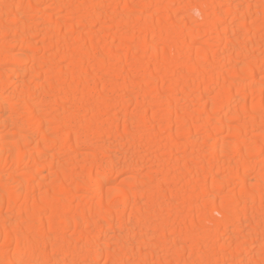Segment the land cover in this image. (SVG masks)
I'll return each mask as SVG.
<instances>
[{
	"label": "bare ground",
	"instance_id": "1",
	"mask_svg": "<svg viewBox=\"0 0 264 264\" xmlns=\"http://www.w3.org/2000/svg\"><path fill=\"white\" fill-rule=\"evenodd\" d=\"M0 128V264H264V0H0Z\"/></svg>",
	"mask_w": 264,
	"mask_h": 264
},
{
	"label": "rangeland",
	"instance_id": "2",
	"mask_svg": "<svg viewBox=\"0 0 264 264\" xmlns=\"http://www.w3.org/2000/svg\"><path fill=\"white\" fill-rule=\"evenodd\" d=\"M196 14H197V12L195 13V15H196ZM198 21H201V19H199ZM204 38H205V37H202V38H200V39L203 40ZM64 64H65V62H63V65H64ZM28 65H29L30 67H33V66H31V65H35V62H34V64H32V62L29 61L27 64L25 63V64L21 65V68H22V69H23V68H24V69H29L30 67H29ZM27 72H28V70H27ZM16 73L18 74V72H13L12 75H11L12 77L9 76V78H10V80H11V83H13V84L10 85V86L8 85V87H6L7 90H6V89L3 90V94H4L5 96H6L7 94L10 95L12 92H14V89L16 90V88H17V86H18V85H16V83H17L16 81H19L17 84L20 85L21 82H22L23 80L26 82V78H28V77L30 78L29 73H24V75H23V74H20V73H19L20 75H19V74L17 75ZM255 73H257V72H255ZM16 75H17V76H16ZM21 75H22V76H21ZM15 76H16V77H15ZM20 76H21V78H20ZM14 79H15V80H14ZM21 79H22V81H21ZM38 79H39V80H38ZM38 79H37V80H34V79H33V82L39 84V82H42V81L44 80L43 77H41V81H40V77H39ZM42 79H43V80H42ZM12 80H13V81H12ZM29 80H30V81H29ZM27 81H29L30 84L32 83V79H27ZM100 82L102 83L103 80L100 79ZM26 83H27V82H26ZM26 83H25V84H26ZM101 83L97 82V85H96V86L98 87V85H99V87H101V85H102ZM100 84H101V85H100ZM13 85H14V87H13ZM31 85H34V84L32 83ZM38 86H39V85H38ZM12 87H13V88H12ZM15 87H16V88H15ZM11 89H13V90H11ZM10 92H11V93H10ZM32 108H33V109H32ZM32 108H30L29 111H30L31 109H32L31 111H35L36 106H35V107L33 106ZM4 111H5V110H4ZM15 114H17V113H15ZM0 130H1V128H0ZM1 132H2V130H1ZM1 132H0V134H1ZM14 138H15V139L18 138V134H14V135H13V139H14ZM31 145H32V144H31ZM122 178H123V179H122ZM121 179H122V180H121ZM125 182H126V180H125ZM125 182H124V177L122 176V177H118L117 180H116L115 182H113V184H115V185L118 184V185H119L120 183H123V185H124ZM126 183H127V182H126ZM120 185H122V184H120ZM217 214H218V213H216V216L218 217L219 214H218V215H217ZM201 241L205 242L206 240H205V238H203V240H202V238H201Z\"/></svg>",
	"mask_w": 264,
	"mask_h": 264
}]
</instances>
